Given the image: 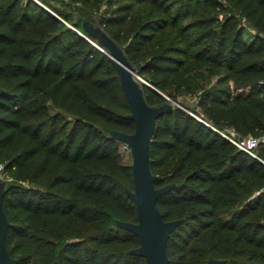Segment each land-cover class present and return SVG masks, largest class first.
<instances>
[{
    "label": "trees",
    "instance_id": "trees-1",
    "mask_svg": "<svg viewBox=\"0 0 264 264\" xmlns=\"http://www.w3.org/2000/svg\"><path fill=\"white\" fill-rule=\"evenodd\" d=\"M40 1L0 0V175L11 257L145 264L129 253L139 239L116 225L136 222V210L125 192L131 164L110 132L133 133L134 123L108 55L83 37L88 22L154 88L140 83L151 106L177 101L183 83L207 73L198 110L174 106L150 143L156 187L174 185L157 207L166 221L182 220L167 243L169 264H264V142L252 157L218 133L264 135V0H131L152 6L137 23L133 13L97 20L94 0L80 1L76 21ZM186 13L195 17L180 25ZM127 19V28L116 26Z\"/></svg>",
    "mask_w": 264,
    "mask_h": 264
},
{
    "label": "water",
    "instance_id": "water-1",
    "mask_svg": "<svg viewBox=\"0 0 264 264\" xmlns=\"http://www.w3.org/2000/svg\"><path fill=\"white\" fill-rule=\"evenodd\" d=\"M83 26L89 38L83 37L108 55L129 106L130 112L126 118L134 123L133 133L115 130L110 132L112 139L129 148L133 189H125V192L136 210V222L117 220L116 225L139 239L140 245L129 250L131 255L143 257L145 264H169L167 243L171 233L180 226L182 220L166 221L157 207L159 198L173 189L174 185L156 187L160 177L154 175L150 168V143L156 121L169 113L174 106L180 107V105L176 101L157 106L149 105L143 95L135 68L130 64L121 47L100 26L88 22H84ZM5 192V182L0 179V264H18L17 260L11 257L6 246L10 223L3 208ZM225 263L224 259L210 258L205 264ZM53 264L58 263L55 261Z\"/></svg>",
    "mask_w": 264,
    "mask_h": 264
},
{
    "label": "rangeland",
    "instance_id": "rangeland-1",
    "mask_svg": "<svg viewBox=\"0 0 264 264\" xmlns=\"http://www.w3.org/2000/svg\"><path fill=\"white\" fill-rule=\"evenodd\" d=\"M80 1L81 0H78L77 3H71L70 0H48V2L46 3V5H44V7L47 9L48 12H50L54 15L57 14L56 11H61L62 13H66L69 16H71L73 18V21H76L79 18V8H82ZM110 1H117V4L110 2ZM94 2H95L94 7L96 8L94 16L96 17L97 20L106 19V18H110V17H113L114 19H120L122 17L130 16L133 13L132 18H136L134 22L137 23L136 21H139V20L142 21V20H145L146 18H149L148 12L152 9L151 5H148V4L138 5L137 3H135L131 0H128V1L127 0L126 1L94 0ZM126 3H131V5H132V9L130 10V12H124V10L122 9L124 7L123 5ZM183 11H185V9H183ZM194 17H195L194 15L186 13L184 15V17L180 20L179 24L180 25L187 24ZM127 21H129V19H127ZM130 23H131V21H129L128 24L120 23V24H117L116 26L119 25L118 28L123 30V29L127 28ZM68 25L71 26L70 24H68ZM200 73L204 76L207 74L204 70H198L197 72H195L193 74V76L187 82L183 83V87H181L179 89L180 94H179L178 100L176 102L182 108H184L186 110H188V109L190 111L193 109L198 110V107H197V97L198 96L197 95L201 91V89L199 87L201 85L203 87V85H204L202 80H201ZM224 73H225V71L221 70L220 75H223ZM137 77L139 78V83L145 82V83L149 84L139 74H137ZM230 83H231V81H230ZM198 84L200 86H198ZM231 85H232V83H231ZM238 94L247 95L248 91L247 90L241 91V90L232 89L233 97H235ZM166 99L169 103L174 101L169 97H167ZM185 107H187L188 109ZM189 110H188V112H190ZM65 124H66L65 125L66 131L61 134L62 136H64L66 134V132L69 130V128L71 126L70 119H67L65 121ZM117 148L121 154V162L123 164L130 165L132 163V159H131V155H130V151H129L128 146L121 143V142H117ZM185 149L186 148L182 147L178 151V156H177L176 161H175L176 164H178L180 162V160L182 159V156L184 155ZM0 179H2L1 175H0ZM118 191L121 192L120 189H118ZM122 234H124V232H120V235H122Z\"/></svg>",
    "mask_w": 264,
    "mask_h": 264
},
{
    "label": "built area",
    "instance_id": "built-area-1",
    "mask_svg": "<svg viewBox=\"0 0 264 264\" xmlns=\"http://www.w3.org/2000/svg\"><path fill=\"white\" fill-rule=\"evenodd\" d=\"M41 5L39 0H33ZM218 133L224 137L228 142L236 146L238 149L244 151L248 155L255 157V148L260 142H264V135L259 138L256 137H240L235 131L227 129L224 131H218ZM3 166L0 164V173Z\"/></svg>",
    "mask_w": 264,
    "mask_h": 264
}]
</instances>
